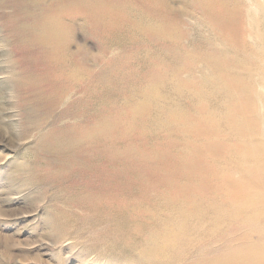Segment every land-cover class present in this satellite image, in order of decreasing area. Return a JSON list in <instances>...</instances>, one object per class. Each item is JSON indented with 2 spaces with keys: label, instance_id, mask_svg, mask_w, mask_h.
Here are the masks:
<instances>
[{
  "label": "rangeland",
  "instance_id": "1",
  "mask_svg": "<svg viewBox=\"0 0 264 264\" xmlns=\"http://www.w3.org/2000/svg\"><path fill=\"white\" fill-rule=\"evenodd\" d=\"M163 1L161 11V0H0V264H140L145 232H127L155 221L131 218L137 212L124 198L122 213L80 201L109 194L102 187L111 186L104 172L115 170V146L163 150L176 161L184 144L201 148L206 140L182 135L171 114L197 117L202 107L224 114L211 86L189 81L215 74L210 43L221 36L204 16L209 0ZM51 13L64 24L55 39L44 27ZM181 66L187 70L177 76ZM70 129L83 144V172L57 161L78 149L41 148L45 137ZM137 159L125 158L126 167L135 171ZM133 183L127 196L137 204L163 203L160 193L138 197L142 180Z\"/></svg>",
  "mask_w": 264,
  "mask_h": 264
},
{
  "label": "bare ground",
  "instance_id": "2",
  "mask_svg": "<svg viewBox=\"0 0 264 264\" xmlns=\"http://www.w3.org/2000/svg\"><path fill=\"white\" fill-rule=\"evenodd\" d=\"M161 2L162 11L168 4ZM233 2L228 6L220 0H209L210 5L204 8L212 30L221 36L219 42L210 43L208 58L215 74L192 75L189 79L200 89L211 86V92L222 99L224 114L216 118L204 107L197 117L171 114L182 135L205 139L204 145L199 148L184 144L182 161L181 158L175 161L171 153L163 150L134 153L133 146L117 145L110 150L109 160L115 170L110 174L104 172L111 186L102 188L109 194L102 200L80 201L90 207L107 205L108 211L116 208L121 212L124 210L121 204L126 203L124 198L130 201V206L134 204L137 212L131 218L155 221L127 232L126 238L139 234L140 230L145 232L147 242L139 254L140 264H264V0ZM54 18L49 14L44 25L51 39L64 26L55 23ZM164 31L170 33L171 28L165 26ZM178 70L180 76L187 68L181 66ZM159 75L154 69L151 78L156 80ZM206 97L200 90L199 99ZM78 114L86 115L82 111ZM80 133L91 135L85 127L80 128ZM81 143L70 129L55 139L45 137L41 148L60 153L78 149L65 159L55 155L62 167L83 172L78 165L79 160H84ZM136 157L135 172L124 161ZM161 162L167 168L160 169ZM119 167L127 182L123 187ZM150 169L151 176L156 174L153 178L146 175ZM135 179L142 180L138 197L154 194L160 199L157 194L160 193L163 203L152 207L151 202L137 204L132 195L127 196V187L132 188ZM159 217L166 220L157 223ZM170 218L174 222L167 223Z\"/></svg>",
  "mask_w": 264,
  "mask_h": 264
}]
</instances>
